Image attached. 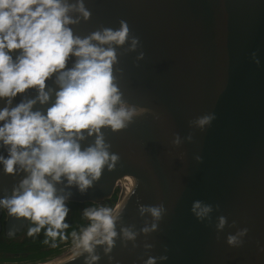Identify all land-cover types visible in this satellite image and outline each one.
Returning a JSON list of instances; mask_svg holds the SVG:
<instances>
[{
	"label": "water",
	"instance_id": "water-1",
	"mask_svg": "<svg viewBox=\"0 0 264 264\" xmlns=\"http://www.w3.org/2000/svg\"><path fill=\"white\" fill-rule=\"evenodd\" d=\"M83 4L87 20L75 9L68 13L79 17L69 25L74 36L127 25L123 44L91 43L114 49V83L136 112L120 130L102 127L109 159L90 187L80 191L63 181L55 187L65 202L100 204L116 194L117 235L108 252L97 244L89 253L78 241L40 264H144L149 256L157 257L156 264H264V0ZM74 60L70 56L66 67ZM46 83L50 101L33 111L43 113L55 99L57 85ZM35 95L30 89L24 98ZM205 116L210 120L199 125ZM94 141L95 135L86 136L81 150ZM0 155H7L2 144ZM25 175L5 174L0 165V199L11 197ZM197 200L211 209L200 218L190 210ZM140 205L165 210L156 220L141 215ZM1 207L13 232L28 222L3 206L0 213ZM221 216L225 223L218 228ZM152 223L156 231H141ZM122 228L134 238H125Z\"/></svg>",
	"mask_w": 264,
	"mask_h": 264
},
{
	"label": "clouds",
	"instance_id": "clouds-1",
	"mask_svg": "<svg viewBox=\"0 0 264 264\" xmlns=\"http://www.w3.org/2000/svg\"><path fill=\"white\" fill-rule=\"evenodd\" d=\"M72 9L85 20L90 16L83 0H76L74 5L67 0H0V144L7 151L6 156L0 155V165L5 174H26L13 188L11 197L0 199V206L9 214L34 222L29 235L48 225L46 234L54 237L57 230L67 227L65 196L57 194L55 185L63 181L69 186L75 184L80 191L90 187L109 159L102 127L120 130L136 112L124 105L114 83V49L91 43L123 44L127 25L121 22L119 30L103 29L80 38L69 27L79 20L68 15ZM135 43L133 39V47ZM70 56L75 60L66 67ZM49 79L57 85L55 99L43 113L33 111L35 104L49 103ZM30 89L36 95L25 99ZM18 95L20 100L13 105ZM209 120L205 116L197 123L204 125ZM93 135L94 146L81 150L80 141ZM111 159L115 161L117 157L112 155ZM119 207L84 209L83 215L90 223L79 236V246L91 253L94 245L106 244L104 251H110L117 235ZM164 210L163 205L139 206L141 215L148 212L156 220ZM190 210L200 218L211 209L201 207L197 200ZM224 223L225 218L219 217L217 227L222 228ZM157 227L152 223L141 231H156ZM121 231L125 238L135 236L126 228ZM235 240L234 236L228 237L229 244ZM97 259L91 256L92 261ZM156 260L149 256L144 264H156Z\"/></svg>",
	"mask_w": 264,
	"mask_h": 264
},
{
	"label": "trees",
	"instance_id": "trees-1",
	"mask_svg": "<svg viewBox=\"0 0 264 264\" xmlns=\"http://www.w3.org/2000/svg\"><path fill=\"white\" fill-rule=\"evenodd\" d=\"M116 194L106 201L104 207L112 208L116 201ZM85 208L86 205L95 208L93 203H77L73 205ZM72 205V204H71ZM90 221L84 218L78 219L76 216L70 221L67 227L57 230L56 236H49L46 232H36L27 235L23 239L7 236L0 232V264H38L45 263L51 258L59 255L63 248L71 243L79 241V236ZM29 220L27 225L31 226Z\"/></svg>",
	"mask_w": 264,
	"mask_h": 264
},
{
	"label": "flooded vegetation",
	"instance_id": "flooded-vegetation-1",
	"mask_svg": "<svg viewBox=\"0 0 264 264\" xmlns=\"http://www.w3.org/2000/svg\"><path fill=\"white\" fill-rule=\"evenodd\" d=\"M73 201H68L65 202L67 208H68V212L67 215L65 216V220L64 223H66L67 225L70 224V221L76 216L78 219L84 218L87 221V218L83 215L84 209L86 208H92V206L86 205L85 208H79L77 207L75 204L73 205ZM78 203V202H77ZM72 204V205H71ZM96 205V207H100V206H105L106 205V201L101 202L100 204H94ZM29 222V219L27 220ZM28 222L22 227V229H20L19 231L13 232L11 229L8 228V218L5 214V210L1 207V213H0V232L3 231V233L7 236H13L14 238H18V239H23L25 236L28 235L29 233V229L35 227L34 222H32L31 226L27 225ZM48 225H45L44 227H41L40 230L38 232H46L45 229L48 228ZM36 233V232H34ZM64 246H62V248H64ZM40 264V263H38Z\"/></svg>",
	"mask_w": 264,
	"mask_h": 264
}]
</instances>
